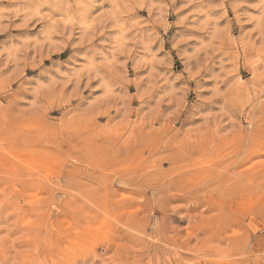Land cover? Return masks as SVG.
<instances>
[{
	"label": "rangeland",
	"instance_id": "rangeland-1",
	"mask_svg": "<svg viewBox=\"0 0 264 264\" xmlns=\"http://www.w3.org/2000/svg\"><path fill=\"white\" fill-rule=\"evenodd\" d=\"M0 264H264V0H0Z\"/></svg>",
	"mask_w": 264,
	"mask_h": 264
},
{
	"label": "bare ground",
	"instance_id": "bare-ground-1",
	"mask_svg": "<svg viewBox=\"0 0 264 264\" xmlns=\"http://www.w3.org/2000/svg\"><path fill=\"white\" fill-rule=\"evenodd\" d=\"M32 146V145H31ZM42 147V146H41ZM31 151V150H30ZM32 152V151H31ZM37 152V151H36ZM233 183V182H232Z\"/></svg>",
	"mask_w": 264,
	"mask_h": 264
}]
</instances>
